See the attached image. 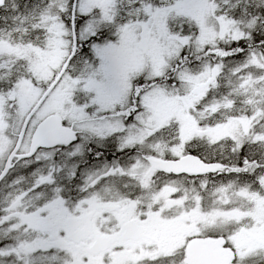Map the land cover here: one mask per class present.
I'll list each match as a JSON object with an SVG mask.
<instances>
[{"label":"snow or ice","instance_id":"6c2138e0","mask_svg":"<svg viewBox=\"0 0 264 264\" xmlns=\"http://www.w3.org/2000/svg\"><path fill=\"white\" fill-rule=\"evenodd\" d=\"M0 264H264V0H0Z\"/></svg>","mask_w":264,"mask_h":264}]
</instances>
